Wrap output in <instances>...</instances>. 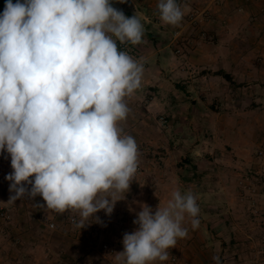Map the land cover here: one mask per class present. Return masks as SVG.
<instances>
[{"label": "clouds", "instance_id": "1", "mask_svg": "<svg viewBox=\"0 0 264 264\" xmlns=\"http://www.w3.org/2000/svg\"><path fill=\"white\" fill-rule=\"evenodd\" d=\"M157 9L167 25H178L184 15L177 0H159ZM143 36L141 20L126 17L110 0H6L0 13V153L10 155L13 171L5 179L14 193L7 203L40 195L45 210L77 211L72 223L81 230L89 219L102 223L95 214L110 216L126 198L138 145L118 122L127 117L124 98L140 87L144 67L118 50L117 41L138 45ZM133 203L140 208L133 220L138 228L124 233V251L115 255L120 264L167 261L168 250L188 235L185 214L193 229L200 224L190 191H174L155 211ZM213 260L220 264L218 256Z\"/></svg>", "mask_w": 264, "mask_h": 264}, {"label": "rangeland", "instance_id": "2", "mask_svg": "<svg viewBox=\"0 0 264 264\" xmlns=\"http://www.w3.org/2000/svg\"><path fill=\"white\" fill-rule=\"evenodd\" d=\"M5 2L0 0V13L4 11ZM177 2L184 15L181 22L173 26L160 20L159 0H124L123 3L110 0L111 6L121 10L126 17L136 15L144 27L142 43L132 45L117 41L118 50L126 51L138 61L143 55H151L154 52L152 47L162 42L169 44L168 54L171 56L174 53L180 57L189 56L188 46L194 39L206 45L216 44L220 36L214 30L202 29L195 35V31L187 32L188 29L205 27L206 24L223 25L229 18L235 23L233 15L241 13V8L245 10L243 23L249 25L256 22L255 19L252 21V10L264 9V0ZM260 18L264 21V15ZM147 25H156L160 31H152ZM156 34L157 37L154 36ZM253 38L255 35L247 36V39ZM247 51L251 56L249 51L252 49ZM252 59L255 61L254 68L264 76V49L260 48L250 62ZM142 64L144 68H149L152 63ZM181 65L186 73L193 71V65L188 61ZM246 67L248 71L252 70V64ZM156 91V86L147 84L124 98L129 112L125 120L118 122V126L138 145V169L129 192L125 194L126 198L116 202L113 213L108 216L101 210L95 214L102 223H93L89 219V226L76 229L68 223V213L60 214L39 207H46L40 195L34 199L26 196L16 200L15 204L7 203L14 193L10 194V181L5 177L13 169L10 155L6 151L0 153V250L15 254L19 251L36 252L35 264H120L115 255L124 251L123 235L138 228L133 220L140 208L133 202L146 203L155 211L158 205L165 207L172 193L179 190L182 195L190 191L196 197L200 224L193 229L192 217L185 214L182 226L188 229L187 237L177 239L175 248L168 250L167 261L157 260L152 264H216L214 256L220 258V264H264V150L259 149L256 153L260 161L258 167L251 166L245 170L231 160H217L216 154L222 153V150L216 148L217 153L210 154L206 149L209 138L217 144L221 137L207 125L208 122L211 126L220 123L222 111L202 106L198 114L186 110L176 112L177 106L172 108L170 100H175L173 103H178L179 107L184 104L182 108L186 109L185 104L195 103L192 94L184 91L180 98L172 95L166 104H157L155 101L161 100V95H157ZM209 114L214 117L209 118ZM177 115L184 118L190 115V119L195 115L197 120L195 118L190 122L191 127L180 128L173 122L176 119L181 125ZM199 116L203 117V121L198 124ZM190 133L196 137L187 141ZM193 144L199 147L196 148L197 158L191 152ZM29 180H34V177H29ZM26 187L30 189L31 184L26 183ZM130 207L134 211H129ZM71 213L79 218L77 211L71 210ZM46 217H53L57 223L55 229L48 228ZM23 262L28 264L30 260ZM7 264H11L10 261Z\"/></svg>", "mask_w": 264, "mask_h": 264}, {"label": "crops", "instance_id": "3", "mask_svg": "<svg viewBox=\"0 0 264 264\" xmlns=\"http://www.w3.org/2000/svg\"><path fill=\"white\" fill-rule=\"evenodd\" d=\"M244 11L241 8V13L233 15L235 23L232 18H229L223 25L206 24L205 27L196 26L198 28L187 30V32L195 31V35L202 29L214 30L220 36L216 44L206 45L194 39L188 46L189 56L180 57L172 51L171 53H174L172 56L168 54L169 44L158 42L156 46L158 48L152 47L154 52L150 53L151 55H143L138 60L140 63L149 61L152 63L149 68H144L140 87L147 84L156 86L157 95H161V100L155 101L157 104H166L172 95L180 98V94L183 95L186 91L192 94V100L195 103L185 104L186 109H184L182 108L184 104L179 107L178 103H173L175 100H170L172 108L177 106L176 112L186 110L188 113L198 114L202 106L222 111L220 123L211 126L205 119V122H208L207 126L217 131V135L221 137L217 144L209 138L206 152L213 154L218 148L222 150V153L216 154V159L231 160L242 170L251 166L258 167L260 161L256 153L259 149L264 150V76H261L260 72L254 68L255 61L252 59L250 62V58L256 56L260 48L264 49V21L260 18L264 15V9L252 10V21L255 19L256 22L249 25L243 23ZM147 28L160 31L156 25L152 27L147 25ZM248 35L250 37L255 35V38L247 39ZM249 48L252 49L251 52L249 51L251 56L247 54ZM187 61L193 65V71L190 73H186L181 65ZM153 63L162 67L154 66ZM249 64H252L251 71H248L246 67ZM203 70L207 72L204 73ZM219 70L229 74L232 81L229 82L222 75L214 73ZM259 79H261L260 82H258ZM244 81L246 83L241 85ZM206 97L207 101L204 102ZM189 116L185 118L182 115L176 116L181 120V125L176 119L173 122L181 126L180 128L191 127L190 122L196 117L194 115V119H190ZM208 116L214 117L212 114ZM201 120L203 121V117L199 116L198 124ZM193 137H196L195 134L190 133L187 141ZM207 142L208 139L203 141L204 144ZM197 147L195 144L191 146V152L195 158H197L195 154H198ZM242 182L245 184V180ZM52 218L48 217V222H55ZM19 254L0 250V264H7L9 261L11 264H26L23 262L25 259L30 260L28 264H35L37 260L36 252L19 251Z\"/></svg>", "mask_w": 264, "mask_h": 264}, {"label": "built area", "instance_id": "4", "mask_svg": "<svg viewBox=\"0 0 264 264\" xmlns=\"http://www.w3.org/2000/svg\"><path fill=\"white\" fill-rule=\"evenodd\" d=\"M262 155H263V153L260 152V156H262ZM66 212L68 213V216H67V221H68V223L73 224V223H72L73 218L78 219V217H76V215H74V213H71V210L66 211ZM47 226H48L49 229H52V230L56 228V224H55V222H53V221L49 222V223L47 224ZM51 226H54V227H51Z\"/></svg>", "mask_w": 264, "mask_h": 264}, {"label": "trees", "instance_id": "5", "mask_svg": "<svg viewBox=\"0 0 264 264\" xmlns=\"http://www.w3.org/2000/svg\"><path fill=\"white\" fill-rule=\"evenodd\" d=\"M217 75H222V76H223L227 81H229V82L232 81L231 76H230L229 74L223 72V71H219V72L217 73Z\"/></svg>", "mask_w": 264, "mask_h": 264}]
</instances>
